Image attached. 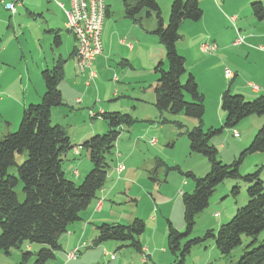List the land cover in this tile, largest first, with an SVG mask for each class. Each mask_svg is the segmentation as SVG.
<instances>
[{"label": "rangeland", "instance_id": "obj_1", "mask_svg": "<svg viewBox=\"0 0 264 264\" xmlns=\"http://www.w3.org/2000/svg\"><path fill=\"white\" fill-rule=\"evenodd\" d=\"M39 1L42 2V0ZM172 1L157 0L164 25L168 22L169 9ZM255 1L261 2L264 6V0H198L203 10L201 19L198 21L184 20L180 25L179 32L181 38L176 42V48L178 53L185 59L186 74L184 75L185 77H182V82L186 80L187 74L191 73L193 76L195 75L198 90L203 95L204 113L201 128L204 131L210 128V126L220 128L223 124L219 122L221 116H224L223 110L220 107V97L223 91L227 89L229 83V91L232 94L243 95L241 92L248 90L246 86L249 83L253 89V86H255L256 89L258 87L261 90L257 96L264 95L262 93L264 91V72L261 70L258 73L262 77H251L252 74H249L245 67V56L241 53L247 49L243 45H245L244 42H250L248 40L249 37H255L256 35L262 36V41L255 42L253 45H257L256 48L259 44L264 45V20H256L250 8V4ZM71 2V0H44L43 4L46 3L48 13L44 10V18H42L43 25L48 24L50 26L51 22L56 20L53 17L59 16L63 18L65 15L67 24L73 30L79 34L85 33L88 34L87 36H92V43L96 37H99L101 51L91 60V67H89L90 65L84 66L83 71H80L77 59L79 44L77 43L76 65L79 71L86 75L85 83H83V80L78 89L77 81L73 80L75 78L74 75H68L69 77L65 76L60 81L63 82L69 79L72 93L68 106L62 104L51 108V120L53 123L58 122V124L62 125L70 135V139L76 143H80L84 139V135L91 137L93 134H102L105 132L99 129L101 127L106 130V126H103L106 124L99 116L103 111L100 112V108L98 109V103L94 107H84L76 103L75 100L78 95V90L79 92L85 91V94L88 96H93V100L98 99L99 104L105 109L110 107L114 108V110L105 111H119L121 113H128L134 117L137 120L134 126L130 128L125 127L127 129H123L120 132V150L117 149L120 151L121 158H123L121 160L126 167V170L122 174L125 175L126 179L122 177L123 179L120 180L121 184L119 187H116L112 195L114 197H110L108 200L107 205L112 206L111 210H109V207L107 208V214L112 218L110 222L127 224L134 217L142 219L145 223V233L140 237V241H151L153 239V224L150 221V216L154 214H158V219L162 221L161 223L163 225L161 228L165 227L166 231L167 221H170L178 231H184L181 193L191 192L193 188L192 180L185 177L184 173L191 171L197 177L203 176L209 170V163L206 158L200 154L191 153L188 148V139L185 131L199 124L198 120L183 113L170 114L167 111L162 112L160 116V113L153 106V103L148 102L154 96L148 88L151 86L153 90L158 78L154 67L158 62L162 61L163 69H168L167 62L164 58L163 47L159 44L157 37L153 33L146 31L147 29L153 28V26L148 27V25L153 24L155 28L156 22L154 16L151 15L149 18H144L141 26L135 24L128 18L134 23L132 25L133 28L129 30L127 37L122 38L126 39L123 45H121L120 43L122 41L121 39L120 41L118 40L117 32L119 30L124 32L127 29V24H116L114 20L116 16L123 15L122 0H120V3L119 0H114L112 5L113 13L111 14L110 20L105 18L107 10L104 0L101 4L102 7L97 8V4H95V7L94 5L92 6L93 10L91 11L89 19L84 18L81 20L80 17L84 16L83 13H79L78 16L76 15L75 19H71ZM13 3L14 11L12 12L5 10L3 4L0 2V37L2 39L5 37L8 40L6 51L3 52L0 50L2 63L0 77L2 76L3 70L8 77H13L11 76V71L15 73L18 70L23 73V63L30 58L29 46L31 32L26 28V25H23L30 18L25 14L24 10H18V5L22 3L21 0H14ZM28 4L30 6L37 5V1H28ZM82 6H84V2H82ZM96 8L97 11L95 10ZM16 12L17 14H15ZM68 16L69 20H67ZM103 25L106 39L101 42ZM45 26L46 33L42 29L40 39H35L34 45L40 43L42 41L41 37L44 35H49L52 45L54 44V33L48 31L49 27L47 25ZM61 31L63 33L66 32L64 27H61ZM69 33L76 38L71 31ZM221 33L225 37L224 41L226 45H220L217 42V39H219L218 35ZM34 34L37 38V33L34 32ZM110 36L113 37L109 39ZM205 44L212 51L204 49L202 46ZM213 45L215 46L214 50L212 48ZM20 48L24 51L23 55ZM13 49L16 50L15 57L13 55ZM97 50L98 46L95 47V51ZM116 50H121L124 58H121L119 61L112 60L113 62H107L106 59L112 56ZM70 63H72L71 60ZM254 64L259 65V67L264 66V58L261 56L260 59L255 60ZM3 67L5 68L3 69ZM51 67L52 65L49 66V68ZM225 69H228L232 77H229V74L225 73ZM91 72L94 74L92 78L90 76ZM76 77L81 78V73H78ZM111 93L117 95L114 98H109L108 96ZM139 97H142L144 100H139ZM186 100H190L189 97H186ZM133 105L136 109H132ZM154 112L158 113V116L154 118L156 120L154 121L155 131L152 133L151 130L148 136H140V142L137 145L134 144V146H131L127 140L129 133L131 131L134 133L141 132V128L145 125L143 121L144 114H153ZM159 117L166 119L161 123V121L158 122ZM256 117L258 116L251 115L242 119L233 129L222 128L221 132L210 139V142L211 140L213 142L211 144L217 149V156L220 161L225 164L230 163L239 154L240 151L238 150L241 142H247L250 137L247 129L248 126H254L256 124V122L251 123L250 120L256 119L257 122H260L259 119L264 117V115L259 116V119ZM20 119L15 129L10 132H15ZM177 124H180L182 127H179ZM5 125L6 123L0 119V137L8 133L5 132ZM234 130L239 133L240 137H234ZM255 132L252 134L251 139ZM91 133L93 134L90 136ZM151 134L159 139L156 146H152L149 141L147 142ZM247 145H244V147ZM237 151L238 153L236 155H232ZM86 154L87 152L84 149L75 145L68 153V159L62 164L66 177L73 179L76 183L81 182L85 174L92 167ZM156 156L157 163L155 167L157 168V172L155 169H149V163L147 162ZM25 158V152L22 154L17 153L16 164H21ZM78 161L80 164L79 170L76 169L78 168ZM109 161L111 162V167L108 171L106 183L109 180L112 181V179H115V175L111 178L113 162L116 161L114 152L109 156ZM83 162L86 164H83ZM69 165L74 169L71 174L68 171ZM255 170H259V176L264 183L263 152H256L246 156L239 168L241 175L250 174ZM8 173L16 175V166H9ZM78 173L80 174V178L77 177ZM234 185H238L236 194L231 193ZM16 189L19 201H23L24 195L21 191V183H18ZM129 190L130 193H126ZM179 190L181 193L177 192ZM175 191L178 193V196L175 195ZM131 194H135L133 200H130ZM247 200L248 196L244 182L231 178L225 179L216 186L215 191L210 197L208 206L196 215L192 232L182 240L181 247L187 240L202 237L208 230L216 231L221 224L229 221L235 214L237 208L245 205ZM159 204L164 205L159 208ZM155 206L158 210L156 212L151 211ZM135 212L136 215L134 216ZM263 237L264 231L259 235V239ZM161 239L163 243H161L158 249L160 250V247L166 249L167 255L169 256V261L166 264H170L173 261V254L167 249L165 233H163ZM90 242L91 244L86 248L83 247L80 253L85 250L91 252L84 254L83 258L79 259L80 261L78 262V259L76 261L68 260L65 249L62 247V249L56 251L54 258L47 260L45 264H128V262H133V264H152L149 258L147 262L142 263L141 258L144 255L134 248L125 245L122 246L121 242L107 240L97 246H94L93 241ZM247 242L248 238L242 235V245L234 248L229 256L223 257L216 248L214 240L212 238L206 239L204 243L191 247L189 254L185 257V264H235L243 253L244 244ZM112 243H116L117 247L113 248ZM29 245L23 243L20 249H12L10 255H5L0 252V264H20V250H32L36 252L40 248V245L36 243ZM104 250H107L110 254L113 253L115 255L114 260L110 259L109 256H104ZM80 255L78 254L79 257ZM34 259L35 257L33 256L26 264H33Z\"/></svg>", "mask_w": 264, "mask_h": 264}, {"label": "trees", "instance_id": "obj_2", "mask_svg": "<svg viewBox=\"0 0 264 264\" xmlns=\"http://www.w3.org/2000/svg\"><path fill=\"white\" fill-rule=\"evenodd\" d=\"M4 1L14 0H0L3 6ZM122 7L123 15L139 26L144 18L154 16L156 26L151 32L163 47L168 69H163L162 61L154 67L158 78L152 90L153 106L159 113H183L198 120L199 124L185 131L188 148L191 153L200 154L209 163V170L203 176L197 177L191 171L184 173L185 177L192 180L193 188L191 192L181 193L184 231H178L167 221L166 245L173 254L170 264H185V257L191 247L209 238L214 240L220 255L227 257L234 248L242 245V235L248 238V242L244 244L243 253L235 264H264V237L259 239L264 231V183L259 170L245 175L239 172L246 156L256 152L264 153V125L257 129L249 144L227 164L219 160L217 149L210 142L222 128L233 129L242 119L251 115L263 116L264 95L246 99L242 94H232L229 88L225 89L220 97L223 124L220 128L210 127L204 131L201 128L203 95L191 73L182 82L186 74L185 59L176 48V42L181 38L179 28L182 21H198L203 15L198 0H173L166 25L157 0H122ZM250 8L256 20H264V6L261 2H252ZM48 31L54 33V45L59 46V29ZM75 41L76 45L70 55L76 54V38ZM65 62L60 57L51 68L42 70L45 90L39 103L25 106L15 132L0 137V252L10 255L12 249H20L23 243L40 245L36 252L20 250V264L28 263L33 256V264H45L54 258L56 251L61 249L62 235L71 224L80 220L81 212L104 187L111 167L109 156L113 154L121 130L137 122L128 113L101 112L99 116L106 124L105 132L94 134L78 144L79 148L87 152L91 169L79 183L66 177L62 164L75 144L63 126L51 120V108L64 104L59 83L64 78ZM186 97L190 100H186ZM24 152L26 158L21 164H16V154ZM11 165L16 166V175L8 173ZM228 178L246 184V204L237 208L230 220L221 224L216 231L208 230L202 237L189 239L181 247L182 240L192 232L196 215L208 206L216 186ZM18 183H21L23 201H19L16 192ZM237 191L238 185H234L231 193L236 194ZM96 230L94 246L113 240L121 242L122 246L142 251L140 237L145 231L142 219L134 218L127 224L102 222L96 225Z\"/></svg>", "mask_w": 264, "mask_h": 264}, {"label": "crops", "instance_id": "obj_3", "mask_svg": "<svg viewBox=\"0 0 264 264\" xmlns=\"http://www.w3.org/2000/svg\"><path fill=\"white\" fill-rule=\"evenodd\" d=\"M28 1H33V0H21L22 3L20 5H18V8H19L18 10H24L25 14L30 18V20L26 24H23V25H26V28L29 29L31 32V34H30L31 42H30V46H29L30 58L28 61H24V63H23L24 64L23 73L19 72L18 70L15 73H13L11 71V76H13V77H8L7 75H5L4 70H3L2 76L0 77V119L2 120V122L6 123L5 132H10V131L15 129V127L17 126L16 124L18 123V121L22 115V111H23L25 106H27L30 103H35V102L40 101V98H41V96L45 90L44 81H43L42 76H41L42 70L45 68H49L50 65H53V63L56 59L61 57V58L66 60V62L64 64V77L68 76V75L69 76L74 75L75 78L73 80L77 81V88L78 89L80 88L81 82L83 80H84L83 83H85V78H86V75L82 74V72L79 71V69L76 65V54L70 55L71 51L73 50L74 46L76 45V41H75V37L71 33H69L68 31H66V29H65V22H66L65 15L63 16V18H60L59 16L53 17L56 20L54 22H51L50 26H48V24H45V25H47V27H49V29H59L60 40H61L59 46H56L54 44L52 45L51 38L49 37V35H46V36L44 35L43 37H41L42 41L40 43L34 45V40L40 39L41 30L43 29V32L46 33V30H45L46 26L43 25L42 18H44V10H46V12L48 13V7L46 6V3L43 4L44 0H42V2L39 0H36L37 5H33V6H30L28 4ZM113 2H114V0H104L106 10H107V12L105 14V18H107L108 20L111 19V14L113 13V7H112ZM119 3H120V0H119ZM15 14H17V12ZM114 22L116 24H120V23L123 25L127 24V29L124 32H122L120 30L117 32L118 40L120 41V39H121L122 42L120 44L123 45L126 38L125 39H122V38L127 37L129 30H131L133 28L132 25L134 23H132L128 18H125L124 15H122V14L116 16ZM145 24H147V23L145 22ZM151 26H153V28L147 29L146 30L147 32L152 33L151 31L154 29V25L153 24H151L150 26L148 25V27H151ZM61 27H64V29L66 31L65 33H63L61 31ZM22 29H24V28L22 27ZM103 31H104V33H103ZM34 32L37 33V36H38L37 38H36ZM0 36H1V34H0ZM218 36H219V39H217L218 44L226 45V42L224 41V38H225L224 35L221 33ZM112 37L113 36H110L109 39H111ZM262 38L263 37L260 35H256L255 37H249L248 40L250 42H248V43L245 42L244 43L245 45H243V46L247 47V49H245L244 51L241 52L245 56L246 70L249 74H252L251 77H253V78L257 77V76L262 77L261 75H258V73H260L261 70L264 72V70H263L264 66L259 67V65L254 64L255 60L260 59L261 56L264 58V45L259 44L262 46L263 50L256 48L257 45H253V43H255V42H261ZM104 39H106V35H105V28L103 25L102 32H101V42L104 41ZM64 44H66V45H64ZM7 45H8L7 38L5 39V37H4V39H2L0 37V50L3 52L6 51ZM20 50L22 51V55H23L24 51L21 48H20ZM13 55H14V57L16 55L15 49H13ZM121 58H124L123 53H121V50H116L113 52L112 56H110L106 60H107V62L108 61L113 62L112 60L119 61ZM70 60L72 63H70ZM154 60H156V59L154 58ZM19 64H20V62H19ZM1 67H2V63H1V59H0V70H1ZM4 68L5 67H3V69ZM78 73H81V78L76 77V75ZM234 77H235V75H234ZM233 78H231V79H233ZM231 79H230V81H231ZM91 82H90V84H91ZM229 85H230V83L227 85V88H229L228 87ZM253 87H254V89L248 83L246 86V88L248 90H246V91L243 90V92H241V93H243V95L245 96L246 99H251L253 97H256L258 95V93L261 92V90L258 87H257V89L255 86H253ZM59 89L61 92L62 100L64 101V99H65V101L63 102L64 105L68 106L69 98H70V95L72 93V91H71L72 88L69 84V79L68 80L66 79L63 82H60L59 83ZM148 89L153 93L151 86ZM262 93L264 94V91H262ZM116 95L117 94H115V93H111V94H109L108 97L114 98ZM138 99L144 100L142 97H139ZM153 101H154V96H153L152 100H149L148 102H151V104H152ZM75 102L79 103L80 105H83L84 107H86V106L94 107L95 104L98 103L97 106H98V109L100 108V112L105 111V110H114L113 107L105 109L104 107H102L99 104L100 102L98 99L93 100V96L86 95L85 91L79 92V90H78V95L76 96ZM132 109H136V107L133 105ZM89 110H91V108H89ZM159 115L161 116V113ZM157 116H158V113H156V112H154L153 114H149V113L144 114L143 121H144L145 125H144V127L141 128L142 131L141 132H135V133L133 131H131L129 133L127 140H128V142H130L131 146H134V144L137 145L140 142V139H139L140 136H142V135L148 136V135H150L149 133H151V130H152V133L155 131V124H154L155 122L154 121H156V120H154V118H156ZM256 118L259 119V116ZM263 118L264 117H261L259 119L260 122H257L256 119L250 120L251 123L256 122V124H254V126H248L247 129L249 131L250 137L248 138L247 142H241V144H240L241 146L239 147L238 151H240L244 147V145H247V143L250 141V139L252 137V134L255 131H257L256 129L258 127H260V125L264 124ZM165 119L166 118H160L159 117L158 122L161 121V123H162V121ZM223 120H224V117L221 116V120L219 119V122L223 123ZM56 123H58V122H56ZM158 125H161V124H158ZM158 125H157V127H158ZM103 126L105 127V125H103ZM210 127H212V126H210ZM160 128H162V126H160ZM99 129L102 131H105V129H103L101 127ZM253 129H254V131H253ZM92 134L93 133H91L90 136ZM83 137H84L83 140L89 138V136H85V135ZM152 138L155 139L154 142L150 141ZM83 140L80 143H82ZM158 140L159 139L156 136L151 134V136H149V138L147 139V142L149 141V143L152 144V146H156L158 144ZM120 141H121V134H119V136L115 142L114 149H113L114 157H115L116 161L113 162V166H112L113 173L111 175V178L113 177V175H115V179H112V181L109 180L108 183L105 182L106 185L104 184V187L98 192L97 197L95 199H93L90 202V204L87 206V208L81 212L80 220L71 224L68 227L67 232L64 233L65 234L64 237L60 238L61 249H62V247H64L65 254L67 251L81 245L82 243H86L87 245L91 244L90 241H93V239L95 238L96 233H97L96 225H98L102 222L114 223V222H110V219H112V218H110V215L107 214V208L109 207V210H111L112 206L107 205V203H108V200L110 199V197H114L112 195H113L114 191L116 190V187H119V185L121 184L120 180L123 179L122 177H124V179H126L125 175H122L124 173V171L126 170L125 166H124V169H122L119 172H117V170H116L118 163H121L124 165V162L121 160L123 158H121V153L119 151L120 150V148H119L120 147L119 146ZM211 142H212V140H211ZM72 143L75 144L76 146H78V144H80V143H76L73 141H72ZM238 151L234 152V154H232V155H236L238 153ZM76 152H77V149H76ZM67 159H68V153L65 157V160H67ZM147 162L149 163V169H155L157 172V168L155 167V165L157 163V156L152 158V159H149ZM83 164H86V163L83 162ZM77 165H78V168H76L77 166L75 168L77 170H79L80 169L79 168V166H80L79 161H78ZM68 169H69L68 171L70 174L74 170L71 165H69ZM206 169H208V168L206 167ZM77 177L80 178L79 173H78ZM106 181H107V179H106ZM177 192L181 193L180 190ZM177 192L175 191L176 196H178ZM126 193H130V190L127 191ZM134 196H135V194H131L130 200H133L135 198ZM115 199H117V198H115ZM99 201H101V205L98 207ZM164 204H162V205L159 204V208L163 207ZM155 207H153L151 209V211L156 212L158 209H157V207H156V209H154ZM135 215H136V212H135L134 216ZM150 221L153 224V227H152V236H153L152 238L153 239L151 241H149V240L140 241L141 247H142L141 253L144 255V257L141 258V262L145 263V262H147V259L149 258V259H151L152 264H166L169 261V256L167 255V251L164 247H160V250L158 249V247L161 245V243H163V241L161 239L163 233H165V237H166L167 231H166L165 227L161 228V226H163V225L161 223L162 221L158 219V214L151 215ZM144 233L141 235V237L144 235ZM158 238H159V240H157ZM140 240H141V238H140ZM110 241H112V240H110ZM112 247L113 248L117 247L116 243H112ZM81 249L79 250V253H78V254H81L80 257L77 255V257L75 259H72V260L76 261L78 259L77 260V262H78V261H80L79 259L83 258L84 254L91 252L89 250H85L84 252L80 253ZM111 255H114V254L113 253L110 254L107 250H104V256H106V257L109 256L110 259H113L115 257V255L113 258H111ZM128 264H133V262L132 263L128 262Z\"/></svg>", "mask_w": 264, "mask_h": 264}, {"label": "built area", "instance_id": "obj_4", "mask_svg": "<svg viewBox=\"0 0 264 264\" xmlns=\"http://www.w3.org/2000/svg\"><path fill=\"white\" fill-rule=\"evenodd\" d=\"M1 1H3V0H1ZM71 1L73 2V6H72V2H71V9H70L71 19H75L76 15L78 16L79 13H81V14L83 13L84 16L80 17V20L84 19V18L89 19L91 16V11L93 10L92 6L94 5V7H95V4H97L98 5L97 8H100V7H102L101 4L103 2V0H71ZM82 2H84V6H82ZM4 3H5L4 6L8 11L9 10L12 12L14 11V3L13 2L4 1ZM97 8L95 9L96 11H97ZM74 14H75V16H74ZM67 20H69V16L67 17ZM69 31H71L77 38V41L79 44V49L77 51L78 66H79L80 71H83L84 66L90 65L89 67H91V63H92L91 60L93 59V57H95L97 55V53L99 54L101 51L99 37H96V43H88L87 34H85V33L79 34L75 30H69ZM81 46H82V48H81ZM96 46H98L97 51H95ZM202 47L204 49L211 51V48L208 47L207 44L203 45ZM212 48L214 49V46H212ZM258 48L263 50V48L261 46H259ZM225 73L229 74L228 69H225ZM90 76L92 78L94 76V74L91 72ZM229 77H232V74H229ZM233 135H234V137H237L238 133L236 131H234ZM154 140L155 139L152 138L150 141L154 142ZM116 169H124V165L121 163H118ZM100 205H101V201H99L98 207ZM85 246H86V244L82 243L78 247H75V248L67 251L66 252L67 259L68 260L75 259L78 255L79 249L81 247H85ZM113 257H114V255H111V258H113Z\"/></svg>", "mask_w": 264, "mask_h": 264}, {"label": "bare ground", "instance_id": "obj_5", "mask_svg": "<svg viewBox=\"0 0 264 264\" xmlns=\"http://www.w3.org/2000/svg\"><path fill=\"white\" fill-rule=\"evenodd\" d=\"M66 28H67V30H73L70 26H69V24H67V21H66ZM88 35V34H87ZM93 36H95V35H93ZM94 40V39H93ZM87 41H88V43H92V36L90 37V35L89 36H87ZM93 43H96V39L93 41ZM117 170V172H119V171H121L122 169H116ZM99 203V202H98Z\"/></svg>", "mask_w": 264, "mask_h": 264}]
</instances>
